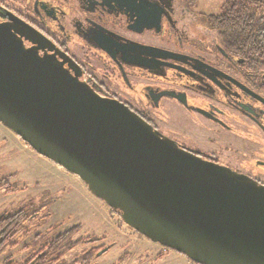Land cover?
Returning a JSON list of instances; mask_svg holds the SVG:
<instances>
[{"label": "water", "instance_id": "1", "mask_svg": "<svg viewBox=\"0 0 264 264\" xmlns=\"http://www.w3.org/2000/svg\"><path fill=\"white\" fill-rule=\"evenodd\" d=\"M17 19L0 23V123L153 243L195 264H264V185L96 95L56 54L40 52L37 43L50 41Z\"/></svg>", "mask_w": 264, "mask_h": 264}, {"label": "flooded vegetation", "instance_id": "2", "mask_svg": "<svg viewBox=\"0 0 264 264\" xmlns=\"http://www.w3.org/2000/svg\"><path fill=\"white\" fill-rule=\"evenodd\" d=\"M30 4L33 17L0 0V23L19 18L37 29L51 44L35 47L56 54L96 95L123 103L185 151L264 185V62L224 50L198 20L197 0Z\"/></svg>", "mask_w": 264, "mask_h": 264}, {"label": "rangeland", "instance_id": "3", "mask_svg": "<svg viewBox=\"0 0 264 264\" xmlns=\"http://www.w3.org/2000/svg\"><path fill=\"white\" fill-rule=\"evenodd\" d=\"M5 1L10 7L33 17L31 0ZM227 1L197 0L198 15L207 17L218 14ZM198 20L204 18L198 17ZM203 24V29L208 27V23ZM0 180H9L13 187L20 190L9 195L0 192V214L29 208L33 204L39 215L26 224L28 229L23 231L19 245L0 256V264L22 262L25 257L40 250L47 241L79 225L82 228L74 240L84 238L89 241L64 256L68 264L77 262L92 248L106 247L107 251L94 257L89 264H141L138 262L140 253L150 255L149 264L153 261L155 264H195L187 256L153 243L127 226L120 215L110 210L103 199H98L80 177L40 156L2 123ZM161 254L167 257L157 261Z\"/></svg>", "mask_w": 264, "mask_h": 264}, {"label": "trees", "instance_id": "4", "mask_svg": "<svg viewBox=\"0 0 264 264\" xmlns=\"http://www.w3.org/2000/svg\"><path fill=\"white\" fill-rule=\"evenodd\" d=\"M222 9L218 14L203 16L208 22L210 32L218 38L222 48L234 52L244 63L252 59L255 63L264 62V2L228 0ZM0 192L9 195L18 193L20 190L13 187L10 182L0 180ZM37 212L38 210L32 204L29 208L24 207L18 211L0 214V256L19 245L23 231L28 229L26 224L39 216ZM115 212L120 215L118 211L115 210ZM81 228L82 225H79L58 234L47 241L35 254L28 255L17 264H31L35 260L38 261L37 264H68L64 256L89 241L84 238L74 240ZM101 249L103 248H92L77 262L70 264H89Z\"/></svg>", "mask_w": 264, "mask_h": 264}, {"label": "built area", "instance_id": "5", "mask_svg": "<svg viewBox=\"0 0 264 264\" xmlns=\"http://www.w3.org/2000/svg\"><path fill=\"white\" fill-rule=\"evenodd\" d=\"M115 212V211H114ZM116 213V212H115ZM127 225V224H126ZM128 226V225H127Z\"/></svg>", "mask_w": 264, "mask_h": 264}]
</instances>
